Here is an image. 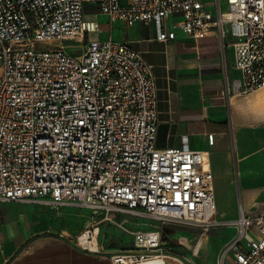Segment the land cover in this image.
<instances>
[{"label": "built area", "instance_id": "2783aa9c", "mask_svg": "<svg viewBox=\"0 0 264 264\" xmlns=\"http://www.w3.org/2000/svg\"><path fill=\"white\" fill-rule=\"evenodd\" d=\"M85 1L0 0V201L74 204L114 223L120 214L151 220L134 230L118 223L133 249L108 255L113 264H147L169 255L165 225L207 231L219 223L211 161L187 139L157 146L151 66L125 42L88 40L98 26L85 19ZM93 1L111 22L155 23L162 42L178 31L218 36L241 72L227 94L264 88V0ZM227 223L239 232L224 254L247 241L233 264H264V213ZM98 229L90 220L83 233L93 239Z\"/></svg>", "mask_w": 264, "mask_h": 264}, {"label": "crops", "instance_id": "0c3cea01", "mask_svg": "<svg viewBox=\"0 0 264 264\" xmlns=\"http://www.w3.org/2000/svg\"><path fill=\"white\" fill-rule=\"evenodd\" d=\"M84 17L98 26L88 40L125 42L151 66L158 109L156 144L181 147L187 139L189 148L207 152L219 224L236 220L241 213L253 217L264 213V88L227 94V84L241 77L233 48L224 51L216 35L195 39L182 31L176 39L162 42L155 23L111 22L93 0L85 1ZM209 134L215 136L213 144ZM89 213L74 204L54 208L25 200L0 201V264H113L98 246L89 249L78 242ZM227 225L231 226L224 233L226 248L239 232ZM170 236L184 238L179 232ZM246 243L244 239L223 252L221 261L233 264L235 251L245 249Z\"/></svg>", "mask_w": 264, "mask_h": 264}, {"label": "rangeland", "instance_id": "374dc122", "mask_svg": "<svg viewBox=\"0 0 264 264\" xmlns=\"http://www.w3.org/2000/svg\"><path fill=\"white\" fill-rule=\"evenodd\" d=\"M39 47H45V44H39ZM89 215V220L94 221L96 227L99 228L97 237L94 236L93 240H90L107 255L117 252H130L133 249V235L124 231L118 223H124L131 230L139 226L147 227L152 223L151 220L148 222L146 219H136L122 214L113 217L116 223L109 220L102 221L103 215L94 219L91 218V213ZM218 224L207 231L186 225H165L163 227L167 244L165 253L169 254L166 256L169 257L167 264H220L221 255L228 245L224 235L225 229L231 225H227L228 223ZM94 232L95 230H93V234H95ZM172 232H179L184 238H171ZM78 242L81 246L92 249L90 246L82 244L79 239ZM212 245H216L217 249L211 250Z\"/></svg>", "mask_w": 264, "mask_h": 264}, {"label": "bare ground", "instance_id": "6f19581e", "mask_svg": "<svg viewBox=\"0 0 264 264\" xmlns=\"http://www.w3.org/2000/svg\"><path fill=\"white\" fill-rule=\"evenodd\" d=\"M90 236V232H86L83 233V235L81 236V243L84 245H88L92 248H97V246L95 244H93V242L90 240L91 238ZM96 236L97 237V233L95 232V234H93V237ZM96 239V238H95ZM93 240V239H92ZM166 256H162L160 258L154 259L150 262H148L147 264H166Z\"/></svg>", "mask_w": 264, "mask_h": 264}]
</instances>
